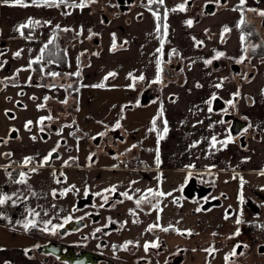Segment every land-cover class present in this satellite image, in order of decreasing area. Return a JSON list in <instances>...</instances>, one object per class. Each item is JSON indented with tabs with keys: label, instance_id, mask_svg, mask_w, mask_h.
<instances>
[{
	"label": "crops",
	"instance_id": "crops-1",
	"mask_svg": "<svg viewBox=\"0 0 264 264\" xmlns=\"http://www.w3.org/2000/svg\"><path fill=\"white\" fill-rule=\"evenodd\" d=\"M94 1L84 0L87 6L81 9L66 7L63 4L59 7L46 6L42 0H39V6L33 4L32 0H24L27 6L15 5L12 0L5 4L3 0H0V136L6 135L10 124H15L20 128L21 140H14L17 145H20L15 154L18 157L16 162L22 164L28 154L41 153L39 154L41 157L53 146L56 135H51V138L46 140L34 136L36 132L34 128H25V123L28 121L38 124L40 118L48 117L50 111L45 97L58 101L62 105H64L63 101L69 98L73 102V107L80 112V99L86 96V101L94 100L96 98L95 90L105 94L113 93L112 91L115 90H125L126 93L121 97V100L124 101L126 107H130L134 105L137 97H142L143 89L151 86V93L154 94L152 99H157L163 107L164 120L177 119L180 112L184 117L201 118V121H197V125L193 126L190 137L184 142L179 141L176 134L170 133L171 138L164 132L162 133L163 138L158 142L160 160L158 167L191 172L192 177H194V172L215 169L225 172L230 169L239 167L245 169L247 167L254 170L258 169L255 168L257 164L259 168H264V163H261L264 158V141L259 143L260 150L247 153L245 151V146L248 143L246 139H244L245 145L235 140L234 136L237 135H232L229 130L230 121L225 120L224 114L214 111L211 106L213 95H219L225 101L228 99L234 101L232 113L237 115V112H240L254 125L259 120V115L253 106L258 98L264 99V62L259 63L257 58L253 57V72L250 75L253 77L238 84V79L234 80L230 75L229 67L220 66V63L215 59L220 49L224 54L230 56L240 57L244 53V45L242 49L238 43L244 32L238 23L241 13L243 18L247 16L245 6L243 5L242 8L240 6V0H226L223 3V6L229 5L227 10L226 8L221 9L222 18L225 16L232 18L223 23H213L212 17H206L210 13L202 14L198 18L186 6L184 11H180L178 6L185 5L186 0H164L163 16L165 9L169 10L167 20L163 19V25L167 24L166 34L164 28L163 31L161 29L160 32L156 31L157 21L152 12H158L160 17L161 12L146 5L148 0H135L129 9L124 11L118 5L111 11V14H108L106 7L94 6ZM255 1L246 0V3ZM261 1L264 0L255 3L259 4ZM80 2L81 0H68L69 4H79ZM255 6L264 10V5ZM173 8H177V10L173 11L174 13L171 15L170 12ZM66 12L70 14L66 15ZM252 18H257V13L253 14ZM30 19L40 23L31 25L28 33H26V28L22 29L23 36H21L20 31L16 29L22 24H27ZM188 20L193 21L191 26L187 25L186 21ZM57 25L61 28H70L74 33L80 34L87 43L66 47L67 66L65 67L54 60L43 59L40 63L32 64L29 68V61L40 56L41 48L50 39L53 40L59 28ZM225 26H228L230 31L222 35ZM113 34L115 35V44H120V47L110 50L113 44ZM169 35L174 39L184 35L187 39L188 53L196 54V60H193L192 63L185 60L183 57L185 54L182 55L179 50L177 40H173L174 45L168 44L161 52H157L158 48L161 49V38L167 41ZM201 38L203 39L202 43H197L201 42L198 41ZM123 41H127V43L123 45ZM92 43L94 46L86 48L88 44ZM173 49L176 51L173 52ZM19 50H22L21 55L15 57L14 53ZM85 51L89 52L90 61L87 65L82 66L81 53ZM70 53L74 58L75 56L77 58V63H74V66L69 63ZM162 57L167 62L169 60L170 62L179 61L182 67L172 73L167 70L166 75L160 73L162 82L157 85L159 88H156L151 81L157 76L156 61L157 59L161 61V68ZM206 60H211L212 63L206 64ZM185 64L188 65V69L183 68ZM41 68H43V72ZM20 69L27 70L18 72L17 70ZM78 71L79 76L70 75ZM49 72H65L72 78H77L79 84L75 86L76 91L72 93L65 85H59V83L48 85L37 80L40 76H50L47 75ZM109 72H115L116 75L105 80L104 77ZM35 73L37 74L35 75ZM129 73H132L133 76L143 75L147 83L140 86L138 81L129 78ZM100 83H103L105 87H93ZM133 83L135 84L134 88L130 87ZM217 84L221 86L218 88ZM85 88L90 89L88 94L84 91L83 96L82 89ZM20 90L23 93L19 94ZM237 93L239 94L236 95ZM18 98L24 103V107H15L14 100ZM209 100H211V104L207 103ZM41 105L42 107H38ZM209 107L212 109L211 112L208 111ZM8 109L13 110L16 115L12 120L7 114ZM213 136H216L217 141H223L231 136L232 142L228 143L226 147L217 143L213 148L211 146ZM32 137H35V140ZM1 144L3 151L9 147L6 143ZM193 145L195 146L193 147ZM2 156L0 173L8 174L9 172L4 170V164H7L11 159L9 155L3 154ZM44 167L51 172L55 170L54 164ZM187 181L186 179L182 185ZM194 182L205 187L208 185L203 184L197 178L194 179ZM15 209L14 207L12 212ZM36 225L35 229L26 231L23 227H8L0 224V228L3 229V232H0V264H4L5 261H10L11 264H45L40 254L29 251L34 242L32 233L42 234L43 231L40 224ZM174 239L176 244L188 243L190 240L176 234Z\"/></svg>",
	"mask_w": 264,
	"mask_h": 264
},
{
	"label": "rangeland",
	"instance_id": "rangeland-1",
	"mask_svg": "<svg viewBox=\"0 0 264 264\" xmlns=\"http://www.w3.org/2000/svg\"><path fill=\"white\" fill-rule=\"evenodd\" d=\"M94 4L98 8L106 7L108 14H111V11L118 7L117 0H95ZM228 5L225 4L223 6L221 4L206 17H212L213 23H223L232 19L228 16L222 18L221 15L223 14H220L221 9H228ZM254 5H264V1L259 4L255 2L245 3L246 16L248 19L254 20L257 27L263 29L262 19L264 17L257 14V18L253 19L252 15L257 12L248 11V9H261L256 8L257 6ZM173 13V11L170 12L171 15ZM232 34L235 35L234 33ZM77 35V40L69 43L68 46L85 44L86 41L82 39L81 35ZM178 38L174 39L170 35L167 41L161 38V41H163V45L160 42L161 49L163 50L168 44L174 45L173 40H177L176 43L179 46V50H181L182 55L185 54L183 57L186 61L192 63L193 60H196V54L192 53L190 55L188 53L187 39L184 35H180ZM239 39V46L243 49L244 42L242 44L241 38ZM202 40V38L198 39V41ZM123 44H126L125 41H123ZM89 46H94V43L88 44L86 48L89 49ZM218 52H222V50L220 49ZM244 55L247 56L248 52L244 53ZM244 55L236 57L224 54L215 58L220 63V66L229 67L230 75L233 76L234 80L238 79V84L240 82L244 83L248 78L253 77L250 76L253 72V57H250L246 62L240 63V72L235 73L231 69L230 64L237 62ZM69 63L71 66L77 63V58L76 56L74 58L72 53L69 54ZM164 65L167 67L166 63ZM183 68L188 69V65L185 64ZM167 70L170 69L168 68ZM173 71H175L174 68H171V73ZM139 76L135 75V77ZM136 81H138L140 86L147 83L146 79ZM157 85L159 83H154V86L159 88ZM85 89H82V95L84 91L88 94L90 88ZM112 92L105 94L95 90L96 98L92 101H86V96L83 95L85 98L80 99V112L73 107V103L69 98L66 99L67 103L63 102L65 109L62 111V131L61 129L58 131L59 134L56 135V139L58 141L64 139L65 143L60 142L58 145L61 156L53 161L55 165L54 172L47 170L44 166L36 168L35 172L32 170L23 171L27 173L26 184L14 182L19 179V176L14 177L11 175V178H9L8 174L0 173V187H2L4 193L7 195L16 194L13 196L15 204L12 201H8L5 205L0 206V213H3L5 217L0 218V224L22 228L25 221L35 220L36 224H40L43 229L45 222L51 221V224L48 225V229L51 230L52 225L59 224L72 213V205L79 196L85 194L86 190H98L95 186L98 183L103 184L114 181L121 186L129 187L132 185L139 192L153 187L155 190L171 193L170 196L154 197L160 205L159 209H162V211H157L154 218L157 219L159 216L157 223L161 227L172 225L173 229H179L180 232L185 233L181 235L180 232L174 230L177 236L190 239L188 242L190 246L188 257L190 262L192 264H226L225 256L228 255V248L224 247V245L229 242V237H233V234L240 226V224H236V220L238 218L242 220L240 211L244 207L245 201L253 199L258 203L259 211L252 213L249 218L264 223V175H261V172H264V168H259L257 164L255 168L258 169L254 170L247 167L245 169L244 167H239L225 172L217 169L194 172V177L192 178H197L205 185L208 184L207 187L211 188L210 193L220 200V204L204 209L201 207L198 197L187 198L183 194L182 184L185 182L188 172L158 167L156 163L157 155L159 156L158 136H162L164 121H166V119L164 120V114L157 119L156 130L149 131V129L152 127L153 118L157 116L158 110L161 108L159 101L152 99L148 103H142L141 97H137L136 102L133 103L134 105L126 107L124 101L121 100L126 91L115 90ZM50 100L52 99L50 98ZM229 101L231 100H226L227 106L220 113L224 114L227 111H234V101L232 100L231 104H229ZM255 102L253 108L259 115L256 125L243 114L237 112L239 117L249 121L248 126L243 129L241 134L245 136L248 142L245 146L247 153H250L249 151L254 153L258 149L260 150L261 145L259 143L264 141V99L258 98ZM180 113L177 119L172 118L170 120L168 118L166 135L168 136L170 133L176 134L178 140L184 142L190 137L193 126H196L197 121H201V118L196 116H191V118L184 117L183 113ZM169 116H171V113H169ZM118 120L121 127L115 128L114 126ZM53 132L54 130L50 131L52 135H55L56 133L53 134ZM99 133H105V135L100 136L98 135ZM241 135L234 136V139L241 142ZM170 137L172 138V136ZM98 138L100 141L97 143L96 139ZM18 140H21V137ZM1 143L0 161L3 159ZM133 145H136V147L133 148ZM14 147L15 150H18V147L15 145ZM68 147H71V150ZM108 148L115 152L113 158L108 159L112 161L108 163L124 165L128 155L135 152L136 156L139 155L142 159L144 167L136 170L131 175L122 168L114 172L100 169L98 165L101 162L96 161L95 156L98 157ZM33 149L35 150V148ZM128 149H131V151H128ZM90 156L91 160H89ZM65 161H68L67 165H65ZM261 163H264V158ZM53 173H55V176ZM241 179L244 181L243 185H241ZM133 181L135 183H132ZM69 188L72 190L61 195ZM53 190L57 193L55 197L52 195ZM241 195L243 196V202L239 199ZM173 201L176 202L174 203ZM14 207L16 212L12 213ZM197 208H201V211L197 212ZM31 211H35L39 215L33 217L30 214ZM226 213L228 214V219H225ZM185 230H191L192 235H188ZM48 231H42V235L47 234ZM0 232H3L2 228H0ZM213 233H216V235L214 236ZM135 235H137V239L144 240L143 232H141L139 227L135 228ZM209 248H215L216 251L212 254L204 251V249ZM251 250L243 257V264H264V253L255 254Z\"/></svg>",
	"mask_w": 264,
	"mask_h": 264
},
{
	"label": "flooded vegetation",
	"instance_id": "flooded-vegetation-1",
	"mask_svg": "<svg viewBox=\"0 0 264 264\" xmlns=\"http://www.w3.org/2000/svg\"><path fill=\"white\" fill-rule=\"evenodd\" d=\"M225 1L226 0H219V3L217 4L216 0H186L185 6L200 18L202 14L208 13L205 12L207 3H214L217 8ZM134 2L135 0L130 5H133ZM117 5H126V2L120 4L117 1ZM262 20L264 21V18ZM168 66L174 68V70H180L182 64L179 61H171L168 63ZM74 78L68 73L63 72L56 78V83H59V85H65L67 89L73 90L76 89L74 86L79 84V80ZM148 88L151 92L152 87L149 86L143 89L142 94ZM21 93H23L22 90H20L19 94ZM47 102L50 111L48 116H51L52 119H45L43 124L39 123L40 120L38 121V124L32 122L28 127V129L34 128L36 130L34 136L46 140L51 138V130H54L53 134L56 133L55 135L60 131L61 120H63V114L61 113L65 108L62 103L50 100L49 97L46 99V103ZM14 105L15 107H24V103L19 98L14 100ZM7 114L10 115L9 119L11 120L16 117L13 110L8 109ZM18 128L17 125L10 124L7 128L6 135L0 136V142L6 143L11 147H8L3 151L2 155L5 153H11V155H13V157L10 155L9 157L11 160L7 162V164H4V170L11 172L14 177L19 176L20 172H28L33 168H40L43 158L54 148H56L57 151L52 154L51 163L48 165L46 164L45 166L52 165L53 161L61 156L58 142L65 143V140L62 139L61 141H58L55 138L53 146L43 156L39 157V154L41 153L26 155V157L34 158L28 165L16 162L18 161V157L15 156V154L19 150V145H17L14 140L20 138V128ZM41 128H43V131H41ZM13 129H15V131H12ZM242 131L238 135H241ZM99 141V138L96 139L97 143ZM14 145L18 147V150H15ZM68 149L71 150V147H68ZM114 154L115 152L108 148L98 157L95 156V160L101 162L98 165L99 168L108 172H114L120 168L126 170L123 164L108 163L109 161H112L108 159H112ZM129 155L136 154L133 152ZM129 157L130 156L127 158ZM143 167V161L140 159V166L137 169L132 172L126 171L131 175L134 174L136 170ZM113 185L116 186V192H103L104 189L110 188ZM95 186L98 190H88L87 195L83 194L78 197L72 205V213L57 224L63 225V227L56 230L55 234H53L52 228L45 235L39 234L38 232L32 233L34 236V242L29 251L40 254L45 264H78V262H82V264H192L188 258L190 254V246L188 243L176 244L173 226L168 232L161 231L159 228L147 231L149 225L155 224L158 221L154 218L158 210L154 208L153 205L158 204V207L160 205L156 202L154 197H150L151 203L144 202L137 207L135 200L144 195L146 190L139 192L136 191L137 189H134L132 185L129 187L121 186L114 181H109L103 184L98 183ZM151 189L155 190L153 187H151ZM126 191L129 195L133 196L132 200L121 195V193ZM182 191L187 198L198 197L201 207L204 209L220 204L219 198L210 193V187L198 185L194 182L193 178L189 179L184 185H182ZM187 192L193 193V196L186 195ZM0 193L5 194L2 188H0ZM95 193H103V196H107V203H105L103 196H97ZM119 201L123 202L120 203ZM257 204L258 203L255 200L248 199L245 201V205L240 211L243 221L239 226L241 237L240 235L233 236L224 247L228 248V254L233 251L235 245L239 244L241 247L236 249L237 255L231 257L228 264H243V257L251 249L255 254L264 253V236L253 246L248 242L249 236L242 231V225L250 219L249 217L254 213L252 208L258 206ZM101 205L103 206L101 207ZM130 209L135 211L134 216L129 214ZM14 212H16V210L12 213ZM109 218H111V222L109 221ZM66 219L69 223H65ZM133 220H137L138 222L133 223ZM70 221L73 223L70 224ZM137 227L143 232V241L136 238L137 235H135V228ZM98 228L101 229L100 232L95 231ZM157 240L160 247H150L146 252L144 249L145 243L155 242ZM129 241L132 243L128 244L126 249L123 248L122 246ZM56 244L65 245L62 250H59L58 255L51 252L56 248ZM114 245L116 246L115 248L113 247ZM244 245H247V247H243ZM241 252L243 253L242 255L239 254Z\"/></svg>",
	"mask_w": 264,
	"mask_h": 264
},
{
	"label": "snow or ice",
	"instance_id": "snow-or-ice-1",
	"mask_svg": "<svg viewBox=\"0 0 264 264\" xmlns=\"http://www.w3.org/2000/svg\"><path fill=\"white\" fill-rule=\"evenodd\" d=\"M3 2H4L5 4H7V3L10 2V0H3ZM42 2H43V4L46 5V6H55V7H59L61 4H63V5H65L66 7H79V8L82 9V8H84V7L87 6V4L84 2V0H81V2H80L79 4H76V3L69 4V3H68V0H42ZM12 3H14L15 5H19V6H27V5L25 4L24 0H12ZM32 3H33V4H36L37 6H39V0H32ZM148 3H149V5H151V4H160V5H163V4H164V0H148ZM216 3L218 4V3H219V0H216ZM245 3H246V0H240V6H241V8H242V6H243ZM178 9H179L180 11H184V10H185V5H184V4L179 5V6H178ZM149 10L151 11V8H149ZM176 10H177V8H173V9H171V11H176ZM233 10H240V9H233ZM168 11H169L168 9H165L164 16H163V19H164L165 21L167 20ZM248 11H255V12H257L258 15H260L261 17H264V10L248 9ZM65 14H66V15H69L70 13L66 12ZM213 14H214V13H213ZM152 15H153V17L156 19V21H157L156 31H157V32H160V29H161V24H160L161 17H160V15H159V13L156 12V11H153V12H152ZM39 23H40L39 21H33V20L30 19V20L28 21L27 24H22V25H20L16 30H17V31H20L21 36H23V31H22V29L27 28V27H30V26L33 25V24H39ZM45 23H50V22H45ZM186 23H187L188 26H191L192 23H193V21H192V20H188V21H186ZM245 23H246V22H245V20H244V18H243V14L241 13V19H240V21H239V23H238V26H243ZM57 27H59V26L57 25ZM163 28H164V32H165V34H166V32H167V24H166V23H164ZM63 30H64V31H70V29H67V28H65V29H63ZM229 31H230L229 27H228V26H225V27L223 28L222 35H223V33H227V32H229ZM251 34H252L251 32L248 33V35H251ZM244 41H245V36L242 34V35H241V43L243 44ZM52 43H53V40L50 39V40L48 41V43L45 44L43 48H41V50H40V56H38V57H37L36 59H34V60H30V61H29V65H28L29 68H31V65H32V64H38V63H40V62L44 59L45 49H47L48 45H49V44H52ZM125 43H127V41H125ZM197 43H202V41H201V42H197ZM161 44L163 45V41H161ZM115 48H116V44H115V35L113 34V44H112V48H111L110 50H115ZM161 50H162V49L158 48L156 51H157V52H161ZM21 51H22V50H19V51H17L16 53H14V56H15V57H19V56L21 55ZM175 51H176V50L173 49V52H175ZM223 55H224L223 52H218V53L216 54V58H218V57H220V56H223ZM243 59H244V57H242L241 59L237 60V63H242V62H243ZM49 62H51V61H49ZM156 63H157V76H156V78H155L153 81H151V83H161V82H162V80H161V76H160V73L162 72V68H160L161 61H160L159 59H157ZM205 63H206V64H211L212 61H211V60H206ZM21 70H27V69H20V70H17V71L19 72V71H21ZM41 71L43 72V68H41ZM47 75H50V76L56 77V76H59L60 73H57V72H49V73H47ZM70 75L79 76L80 73H79V71H78V72L73 73V74H70ZM115 75H116L115 72H109V73L107 74V76L104 77V79L107 80L109 77H112V76H115ZM129 78H131L133 81H136V80L143 81V80L145 79V77H144L143 75H140L139 77H135V76H133L132 73H129ZM29 80H31V77H29ZM134 86H135L134 83H133L132 85H130V87H133V88H134ZM197 86L199 87V85H197ZM220 86H221L220 84H217V85H216V87H218V88H219ZM93 87L103 88V87H105V85H104L103 83H100V84L93 85ZM238 94H239V93H237L236 95H238ZM45 99H47V97H45ZM212 99H216L215 95H213ZM63 102H64V103H67L66 100L63 101ZM207 103L211 104V100L207 101ZM229 104H231V101H229ZM38 107H42V105H41V106H38ZM208 111H210V112L212 111L211 107H209ZM162 116H163V107H161V108L158 110V114H157V116L153 118V120H152V122H151V123H152V127L149 129V131H155V130H156V121H157V119L161 118ZM45 119H49V120H50V119H52V117H51V116H48V117H42V118L40 119L39 123L43 124V121H44ZM31 123H32V121H28V122H26V124H25V128L27 129ZM220 123H223V121H220ZM114 127H115V128H120V127H121V124H120L119 120L116 122V124H115ZM12 131H15V129H13ZM41 131H43V128H41ZM61 131H62V129H61ZM167 131H168V128H167V121H164L163 132L166 134ZM245 131H247V129H245ZM57 134H59V133H57ZM98 135L103 136V135H105V133H99ZM162 138H163V136H158V141H159V139H162ZM32 139L35 140V137H32ZM93 139H95V137H93ZM230 142H232L231 136H229L227 139H225V140H223V141H217L216 136H213V137L211 138V146H212L213 148L216 147L217 143H220V144H222L224 147H226L227 144L230 143ZM58 145H59V142H58ZM194 146H195V145H193V147H194ZM132 147L134 148V147H136V145H133ZM56 151H57L56 148L52 149V150L49 152V154L43 158V161H42V163H41L40 166H41V167L45 166V165L48 163V161L51 159L52 154L55 153ZM128 151H131V149H128ZM4 155H9V156H10L11 153H5ZM33 159H34L33 157H25V158H24V161H23L24 165H28L29 163L32 162ZM70 159H73V158H70ZM89 160H91V156L89 157ZM156 163H157V165H159V163H160V160H159V156H158V155H157V158H156ZM67 164H68V161H65V165H67ZM186 167H188V166H186ZM36 170H37L36 168H33V169H32L33 172H35ZM11 175H12V174L9 172V173H8L9 178H11ZM53 175L55 176V173H53ZM261 175H264V172H261ZM191 178H192V173L189 172L188 175H187V177H186V179H191ZM158 179H159V177H158ZM14 182L17 183V184H26V183H27V173H25V172H20V173H19V179L15 180ZM57 182L59 183V181H57ZM132 183H135V181H133ZM243 183H244V181L241 179V185H243ZM73 187H74V186H73ZM71 190H72L71 188L66 189L64 193H61V195H64V194H66L68 191H71ZM116 190H117V189H116V186L113 185V186H111L110 188L104 189L103 192H112V193H114V192H116ZM136 191H139V190H136ZM14 195H16V194L13 193L12 195H7V194L0 193V206L5 205L8 201H12L13 204H15V201L13 200V196H14ZM52 195H53V197H55V196L57 195V193H56L55 190L52 191ZM85 195H87V190L85 191ZM95 195H97V196H103V193H95ZM121 195L124 196V197H126V198L129 199V200H132V199H133V196H132V195H129V193H128L127 191L124 192V193H121ZM170 195H171V193H165V192L160 191V190H153V189L149 188V189L146 190V193H145L144 195L140 196L139 199H136V200H135V204L137 205V207H139V206H140L142 203H144V202L151 203L150 197H165V196H170ZM103 199H104L105 203H107L108 197H107V196H103ZM239 199H240L241 202H243V196H242V195L239 197ZM119 202L122 203L123 201H119ZM173 202L175 203L176 201H173ZM102 206H103V205H101V207H102ZM153 207L156 208L158 211H162V209H159L158 204H157V205H153ZM196 211H197V212H200V211H201V208H197ZM30 214H31L33 217L39 215V213H36L35 211H31ZM129 214L134 216V215H135V211L132 210V209H130V210H129ZM0 218H5L4 215H3V213H0ZM228 218H229V217H228V214L226 213V214H225V219H228ZM69 219H70V218H69ZM157 220H159V216L157 217ZM109 221L111 222V218H109ZM67 222H68V221H67V219H66V220H65V223H67ZM137 222H138L137 220H133V223H137ZM242 222H243V221H242L241 219H239V218L236 220V224H237V225L241 224ZM125 223H127V222H125ZM177 223H179V222H177ZM49 224H51V221H47V222H45V227H44L42 230H43V231H48V230H49V229H48V225H49ZM35 227H36V222H35V220H27V221H25V222L23 223V228H24L26 231L29 230L30 228H35ZM61 227H63V225H52V231H53V234H55V231L58 230V229L61 228ZM156 228H159L161 231L168 232V231L170 230V228H172V225H169L168 227H161V226L159 225V223H155V224L149 225L147 231H152L153 229H156ZM173 230H175V231H177V232H180L179 229H173ZM95 231H96V232H100L101 229L98 228V229H96ZM185 231L187 232L188 235H192L191 230H185ZM180 234L183 235V234H185V233H184V232H180ZM213 235L215 236L216 233H213ZM233 235H234V236H239V235H240L239 228H237V231H236ZM232 238H233V237H231V236L229 237V239H232ZM131 243H132L131 241L126 242V244L123 245L122 247L126 249L127 246H128V244H131ZM113 247L115 248L116 246L114 245ZM150 247H151V248H159V247H160V244H159L158 240L155 241V242H146V243H145V245H144V249H145L146 252L148 251V249H149ZM239 247H241L239 244L235 245V246L233 247V251H232L230 254H228V255L225 256L226 264H227V262L230 261L231 257H234V256L237 255V251H236V249L239 248ZM243 247L246 248L247 245H244ZM204 251L209 252V254H212V253H214V252L216 251V249H215V248H209V249H204ZM239 254L242 255L243 253L241 252V253H239ZM4 264H11V262H10V261H5ZM78 264H82V262H78Z\"/></svg>",
	"mask_w": 264,
	"mask_h": 264
},
{
	"label": "trees",
	"instance_id": "trees-1",
	"mask_svg": "<svg viewBox=\"0 0 264 264\" xmlns=\"http://www.w3.org/2000/svg\"><path fill=\"white\" fill-rule=\"evenodd\" d=\"M258 1L259 0H256L255 2H258ZM146 5L153 7L157 10H160V12H161V31H163V9H164L163 5H160V4L149 5L148 2L146 3ZM244 20L246 22L242 26V30H243L244 36H245L244 53L248 52V55L245 56L243 53V55H244V56H242V57H244L243 61L246 62L249 60L250 57H256L259 62H262V61H264V28L261 29L260 27H257L254 23V20L248 19L247 17H245ZM65 28L70 29L68 27H63V28L59 27L57 29L55 36L53 38V43L48 45V47H47V49H45V53H44V59L54 60V61L58 62L62 67L67 66L66 47L69 45V43H73V41L74 40L76 41L78 38V35L76 33H74L71 29H70V31H64L63 29H65ZM28 30H29V27L26 28V33H28ZM249 32H251L252 34L248 35ZM118 47H120V44H116V48H118ZM89 61H90L89 52L88 51L82 52L81 65L85 66L89 63ZM169 62H170V60L168 62L164 61V59L162 57L161 68L163 70L161 73L164 75L167 74L166 72H167L168 68L170 69L169 71H171V68L168 66ZM165 63L167 64L168 68L164 65ZM59 73L61 75L63 72H59ZM36 74L37 73H35V75ZM57 77L58 76H56V77L40 76L37 80L48 83V84H52V83H56ZM70 91L73 93L76 90L73 89ZM36 227H37V225H36ZM35 228H31V229H35Z\"/></svg>",
	"mask_w": 264,
	"mask_h": 264
},
{
	"label": "water",
	"instance_id": "water-1",
	"mask_svg": "<svg viewBox=\"0 0 264 264\" xmlns=\"http://www.w3.org/2000/svg\"><path fill=\"white\" fill-rule=\"evenodd\" d=\"M120 4H122L123 2H126V5H119V8L121 10H128L130 8V4L134 1V0H117ZM224 1V0H222ZM216 9V5L214 3H207L206 8H205V12L208 13H212L214 12ZM263 25H264V21H263ZM231 69L233 72H240V63L234 62L230 64ZM154 97V94H152L150 92V89L148 88L147 90H145V92L142 94L141 97V102L142 103H148L150 101V99H152ZM216 99H212V109L214 111H222L226 108L227 104L226 101L219 95H215ZM224 119L227 121H230V125H229V130L231 132L232 135H238L244 128H246L248 126V121L239 117L238 115L232 113V112H226L224 113ZM245 136L241 135V143L242 145H245ZM51 163V159L48 161L47 165ZM186 194V193H185ZM188 196H193V193H188ZM253 212H258L259 211V206H256L255 208H252ZM72 224L73 222L70 221ZM69 223V222H68ZM65 247L64 244H56V248L51 251L53 254L58 255L59 254V250H62ZM262 250V249H260ZM264 250V249H263Z\"/></svg>",
	"mask_w": 264,
	"mask_h": 264
},
{
	"label": "built area",
	"instance_id": "built-area-1",
	"mask_svg": "<svg viewBox=\"0 0 264 264\" xmlns=\"http://www.w3.org/2000/svg\"><path fill=\"white\" fill-rule=\"evenodd\" d=\"M140 166V160L137 157L127 158L124 162V168L132 172ZM242 231L249 236L248 242L251 245H256L264 236V223L248 220L242 225Z\"/></svg>",
	"mask_w": 264,
	"mask_h": 264
}]
</instances>
